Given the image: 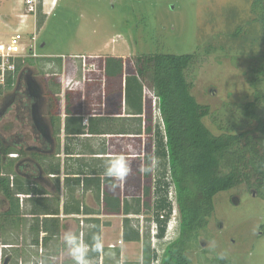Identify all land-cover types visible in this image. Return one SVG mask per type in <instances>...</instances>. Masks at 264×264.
I'll return each instance as SVG.
<instances>
[{"label":"rangeland","instance_id":"1","mask_svg":"<svg viewBox=\"0 0 264 264\" xmlns=\"http://www.w3.org/2000/svg\"><path fill=\"white\" fill-rule=\"evenodd\" d=\"M38 1L36 17L29 15L23 21L21 14L28 12L26 0H0V41L25 24L26 34L29 35L36 27V49L41 56H65L69 59L70 55H74L89 59L87 54L98 49V53L127 55L124 60L128 63L129 58L143 54H193L194 59L189 67V76L194 84L192 93L199 103L211 108L210 115L204 117V123L215 134L221 133V124H217L215 118L224 126H231L235 121V128L241 126L244 131L254 132L256 122H251L247 127L248 120L243 117L240 120L241 115L234 112L255 100L252 78L264 79V34L261 22L256 20L252 9L254 0ZM105 58H94L95 65L88 61L84 64L81 61L84 58H72L78 62L72 60L74 65H67L66 77L80 73V63L82 69L84 66L97 68L98 72L104 74ZM61 73L53 65L44 68L24 66L15 85L9 89L3 87L0 92V143L3 147L25 149L26 153L20 155V159L31 157V152L26 150L28 146L40 144L31 117L34 100L28 112L26 106L22 105L26 99L27 80L34 78L42 84L46 79H54L55 83L61 84ZM260 89L264 91V81ZM146 98L151 100V123L154 127V132L152 130L149 136L151 141L154 137L158 138V129L160 135H164L165 126L158 100L155 101L154 94L147 88ZM43 101L44 98H41L40 109L46 120L47 107ZM260 113L264 114V101ZM8 157L14 156L9 153ZM23 171L30 172V169ZM169 171L167 167L162 176L164 183L171 185L166 190L161 188L160 194L162 198L167 195L169 206L159 213L166 215L171 211L170 215L167 214V221L172 218L178 231L179 212L178 209L174 210L172 202L176 188ZM213 204L214 211L207 226L201 230L198 243L187 251L192 264H213V259L217 257L227 258L231 264H264V193H254L248 184L243 183L217 193ZM7 207L8 202L0 194V211ZM154 211L153 208L144 210L142 240L133 243L123 240V244H119L122 246L111 251L104 246L99 259L90 260L89 264H144L143 241L146 238L151 249L153 245L151 220L156 213ZM60 219V237L51 240L46 248L30 244V234L24 228L18 231L15 248H5L7 245L2 242L4 238L0 237V252H3L0 264L6 263V255L15 252L19 255L7 264H72L62 237L65 232L71 231L80 233L81 238L87 226L73 217L60 216ZM139 219L141 221L142 218ZM164 224H161L164 229L161 238L166 235ZM114 228L116 232L118 228ZM43 235L41 233L40 237ZM108 239L112 238L108 236ZM167 242L163 240L162 246ZM118 251L119 255L116 254Z\"/></svg>","mask_w":264,"mask_h":264},{"label":"trees","instance_id":"2","mask_svg":"<svg viewBox=\"0 0 264 264\" xmlns=\"http://www.w3.org/2000/svg\"><path fill=\"white\" fill-rule=\"evenodd\" d=\"M252 9L256 20L261 22L264 34V0H254ZM48 60H61L59 57H46ZM194 59L193 54H175L159 52L155 54H143L129 58L108 56L104 59V71L106 77V89L109 91L113 86L119 91L125 92L126 109L133 114L146 113V130L152 133L154 127L151 123V100L145 96V89L157 97L159 109L164 121L165 132L160 135L158 129V154H162L163 172L169 167L173 183L176 188L177 209L179 212L180 232L176 239L168 243L163 253L162 264H192L187 251H190L198 243L201 230L204 229L214 211L213 198L224 190L246 183L254 193H264V114L260 113L263 106L264 91L260 89L263 78H252V86L255 88V100L244 104L234 111L240 114V120L247 119V127L251 122H256L254 132L242 130V127L235 128L233 121L231 126L219 125L220 134H215L205 123L204 117L210 115L209 105L198 102L192 93L193 81L189 76V67ZM45 60V57L26 58L24 63H18V72L28 67L37 65L38 61ZM125 79V84H124ZM17 80L9 78L5 86L12 88ZM61 86L57 93H47L49 99L48 117L55 125L60 121L61 111L60 96ZM28 112L30 102L26 103ZM65 130L69 132L68 124L71 121L77 123L81 118L71 113L67 104ZM243 117V118H242ZM220 120V119H219ZM239 120V124L240 123ZM238 124V125H239ZM59 127L55 134L60 132ZM85 127L78 124L73 130L80 134L85 132ZM239 131V132H238ZM163 144V146H162ZM162 146V147H161ZM0 194L8 202V207L0 211V237L4 238L5 248H15L17 235L21 228L30 234V244L45 248L53 239L60 237L62 223L60 219V198L59 196L43 197L37 185L27 180L18 172L16 160L24 155L25 149H14L10 146L3 147L0 143ZM9 153H16L18 157H8ZM37 161L39 158L36 152H31ZM153 152L146 153V164ZM21 167V164H19ZM15 167V168H14ZM56 174L60 168L56 169ZM163 176L165 173L162 174ZM13 176V180L11 179ZM147 180L143 189V198H135L132 201L125 200L122 203L120 192L115 197L113 192L104 189L103 210L106 213H130L140 214L143 210L153 208L155 218L159 222L158 237L163 235L166 228L167 218L160 219V213L168 205L166 196L160 197L164 190L168 189L169 182L164 183L161 176L152 183V172L145 174ZM163 177V178H162ZM163 180V181H162ZM13 183V184H12ZM167 184V185H166ZM171 185V184H170ZM163 190V191H164ZM157 193V196H156ZM19 194L29 195L23 199ZM81 203L73 200L71 204L64 202L63 211L66 214L80 213ZM84 212L88 208L84 206ZM31 216V219H28ZM81 222V221H80ZM84 222V221H83ZM86 228L83 231V241L91 244V238L98 234L101 238L102 221L99 218L87 219ZM161 231V233H160ZM41 233H44L40 237ZM80 237V233L78 234ZM28 237V235H26ZM123 237L126 241H140L142 235L135 229L132 219L124 218ZM161 238V237H160ZM17 251V249H12ZM119 251L116 253L119 255ZM102 254V247L98 251H90V260H98ZM19 254L6 255V260L11 261ZM153 250L148 240L143 241L144 264H150ZM213 264H231L230 260L224 257L214 258Z\"/></svg>","mask_w":264,"mask_h":264},{"label":"crops","instance_id":"3","mask_svg":"<svg viewBox=\"0 0 264 264\" xmlns=\"http://www.w3.org/2000/svg\"><path fill=\"white\" fill-rule=\"evenodd\" d=\"M101 54L103 53H98L97 49L95 52L87 54L89 59L70 55L69 59L61 57V60H51V62L46 58L51 56H41V58L45 57V60H37V65H31L44 68V66L50 67L53 62V66H57L62 72L61 84H58L60 82L55 83L54 79H46L41 84V98H44L43 103L47 107L45 122L48 125L50 138L44 137L35 128L40 144L28 146L26 150L36 152L38 157L40 156L43 160L37 161L32 155L16 160V170L27 180L36 184L38 189L44 192L43 197L59 196L60 216L73 217L84 222L93 217L99 218L104 223L101 232L103 253L104 246H107L110 251L122 246L119 244H123V240L125 241L123 237L125 217L131 218L135 227V224L140 223L138 215L144 213V210L140 214L130 213L129 215L104 212V189L111 190L115 197L120 192L122 203L125 200L132 201L135 198H143V189L147 179L143 172L146 165V153L152 151L153 157L159 158L158 167L152 171L153 185L154 181L162 176L165 160H163L162 154L157 152L160 147H158L159 143L156 138L149 140L152 133L146 130L145 110L142 114H133L132 111L127 110L125 92L122 90L121 93L116 86L108 91L103 72H98L97 68L86 66L82 69L80 63L81 72L66 77L65 68L67 65L71 66L72 60L78 62L72 58H84V60L81 59L84 64L88 61L91 65H95L96 61L93 59L97 57H127L123 54ZM27 66L30 67V65ZM60 86L61 91L57 95L60 96L61 125L60 121L52 125L48 117L49 99L47 93H57V88ZM67 104L71 113L81 118V121H77V123L69 122V132L65 130ZM78 124L85 127L84 133L73 132ZM59 127H61L60 132L55 134ZM19 141L21 140L19 139ZM117 156H123L130 166L128 175L122 180H114L104 175L106 163ZM58 167L60 172L56 174L55 171ZM28 168L30 172L23 171ZM73 200L80 201L81 212L64 213V202L68 201L71 204ZM84 206L88 208V212H84ZM114 227L118 228L116 232ZM135 229L139 230L137 227ZM105 231L112 239H108L107 235L108 240L106 239ZM109 240L117 246L110 248Z\"/></svg>","mask_w":264,"mask_h":264},{"label":"built area","instance_id":"4","mask_svg":"<svg viewBox=\"0 0 264 264\" xmlns=\"http://www.w3.org/2000/svg\"><path fill=\"white\" fill-rule=\"evenodd\" d=\"M28 5V12L21 14V17L23 18V21H25L24 18L28 17L29 15L35 16L38 12L39 2L38 0H26ZM36 22V20H35ZM25 24H21L13 33L10 35L7 39L0 41V86H5L7 83V80L11 77L14 80H17V77L19 75L18 72V63L22 62L24 63L26 61V58H37L41 55L37 52V34H36V27L34 28V31L32 33L26 34ZM62 58H66L65 56H61ZM54 63L52 62V65ZM51 65V66H52ZM50 66V67H51ZM155 101L157 99L156 96ZM163 120V118H162ZM164 122V121H163ZM11 156L16 157V153H11ZM11 179L13 180V176H11ZM13 184V183H12ZM26 195L19 194V197L21 198V202L23 203V198ZM29 196V195H27ZM173 200V198H171ZM175 205V209L177 210V199H176V193L174 195V200L172 201ZM138 217L142 218L139 224H135V227H137L142 234L144 231V225H143V216L138 215ZM166 215L161 214L160 219H165ZM81 223L84 224V222L81 220ZM175 221L169 219L167 221L166 225V235L163 238L158 237V231H159V222L155 218L154 214L152 215L151 220V229H152V239H153V256L151 259L150 264H162V258L163 253L165 251V247L168 243L176 239L179 235L180 229L177 230V227L175 225ZM168 235V236H167ZM81 236L83 237V232L81 233ZM163 240H168L167 244L165 246H162L161 242ZM117 245L114 243L110 244V248H115ZM3 252H0V259L2 260Z\"/></svg>","mask_w":264,"mask_h":264},{"label":"clouds","instance_id":"5","mask_svg":"<svg viewBox=\"0 0 264 264\" xmlns=\"http://www.w3.org/2000/svg\"><path fill=\"white\" fill-rule=\"evenodd\" d=\"M159 165L158 157H149L148 163L143 168L145 174L151 173ZM130 171L128 161L123 156H117L109 160L104 169V175L114 180L124 179ZM63 246L71 256L72 264H89L90 251H98L102 247V240L98 234L91 238V244L83 241L78 234L68 231L63 237Z\"/></svg>","mask_w":264,"mask_h":264},{"label":"water","instance_id":"6","mask_svg":"<svg viewBox=\"0 0 264 264\" xmlns=\"http://www.w3.org/2000/svg\"><path fill=\"white\" fill-rule=\"evenodd\" d=\"M34 100L32 104V119L34 127L46 138H50L48 125L45 122V119L41 115V94H42V87L41 84L34 78H29L27 80V89H26ZM8 260H6V263Z\"/></svg>","mask_w":264,"mask_h":264},{"label":"flooded vegetation","instance_id":"7","mask_svg":"<svg viewBox=\"0 0 264 264\" xmlns=\"http://www.w3.org/2000/svg\"><path fill=\"white\" fill-rule=\"evenodd\" d=\"M25 94H26V96H25L26 99H25V101H23V103H22V105L24 104L23 106H26V105H27V104H26L27 102H30V103H31V101H33V99H32L31 97H28L29 93H28L27 90H26V93H25ZM14 97H15V95H13V97H12L13 100H14ZM26 100H27V101H26ZM9 102H10V101H9ZM11 102H12V101H11ZM22 105H21V106H22Z\"/></svg>","mask_w":264,"mask_h":264}]
</instances>
